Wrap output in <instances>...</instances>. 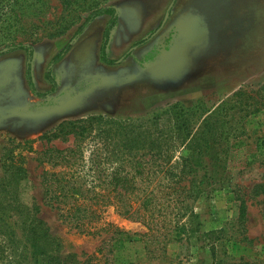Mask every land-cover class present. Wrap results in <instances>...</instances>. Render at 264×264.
<instances>
[{
  "label": "rangeland",
  "instance_id": "1",
  "mask_svg": "<svg viewBox=\"0 0 264 264\" xmlns=\"http://www.w3.org/2000/svg\"><path fill=\"white\" fill-rule=\"evenodd\" d=\"M17 6L18 20L0 28V51L24 43L33 56L30 85L26 51L0 54V264H33V244L38 264H264V0H20ZM107 7L118 21L103 61L109 15L76 32L91 12ZM51 81L56 88L49 93ZM175 103L193 109L194 131L215 109L220 158L216 190L186 204L182 221L192 223L182 240L159 249L162 239L150 243L142 222L111 205L96 229L110 223L130 239L82 234L43 205L42 175L61 168L41 153L74 143L72 135L46 138L61 124L84 120L85 154L100 148L112 157L111 167L128 143L124 133L147 135L140 145L149 152L137 158L151 165L157 130L145 119ZM170 125L165 116L159 129ZM162 143L171 161L196 157L183 141ZM144 175L150 184L157 180L150 170ZM33 205L38 210L28 213L39 222L29 234L17 222L19 210Z\"/></svg>",
  "mask_w": 264,
  "mask_h": 264
},
{
  "label": "trees",
  "instance_id": "2",
  "mask_svg": "<svg viewBox=\"0 0 264 264\" xmlns=\"http://www.w3.org/2000/svg\"><path fill=\"white\" fill-rule=\"evenodd\" d=\"M19 1L0 0V21H2L0 28L4 27L5 21L18 20L20 6L16 8L15 6L19 4ZM27 1L24 0V3ZM34 1L38 3L44 0ZM69 1L65 0L67 3ZM104 14L110 17L103 30L100 47L101 59L106 61L105 49L109 34L118 21L114 8H101L91 12L78 27L76 34L81 33L95 17ZM17 49L27 53L26 76L31 85L32 46L24 43L11 44L0 51V54ZM63 52L56 55L53 61H58ZM51 83L53 87L49 93L56 88L54 81ZM192 112V108L175 103L145 119L157 130L155 139L149 143L154 146L152 157L155 161L151 165H146L147 163H144L141 157L137 158L139 152H143L141 156L149 152L144 145H140L144 144L145 139L147 140V135L138 137L132 133H124L123 138L127 139L128 143L125 146L123 144L124 147L117 151L114 160L116 165L111 167L113 159L105 155L102 149L95 148L88 155L85 154L86 150L82 141L89 133L84 120L70 121L67 125L61 124L59 129L46 138L50 140L52 137L72 135L74 143L67 149L47 148L41 153L44 160L51 163L53 168L55 166L61 168L59 171L44 172L42 175L43 205L56 210L64 222L82 234L100 235L106 231L111 232L114 239L118 241L129 240L128 233L110 223L96 229L95 225L102 221V209L111 205L119 215L142 222L148 230L144 236L149 237L147 240L150 243L162 239V246L160 245L162 248L159 249H163L165 241L182 240L181 236L187 235L192 223L186 224L182 221L187 202L208 197L219 185L216 176L220 158L215 151V125L211 121L215 109L201 121L195 131L190 126ZM165 116L170 119L171 127L167 131H162L160 123L164 121ZM164 138L174 142L183 141L184 148L187 152L195 154V159L181 157L179 162L171 161L170 149L166 150L168 154L164 153L162 143ZM3 169L8 168L3 166ZM149 170L157 177V180L151 183L153 185L150 184L151 179H144V174ZM237 200H240V217L244 219L245 200L239 196ZM38 208L37 205H33L30 210H19L22 217L17 223L27 227L29 234L33 232L35 234L34 223L39 221L31 217L28 211L36 212ZM0 220L2 221L3 218ZM32 248L33 264H38L37 256L40 252L37 251L35 244Z\"/></svg>",
  "mask_w": 264,
  "mask_h": 264
},
{
  "label": "water",
  "instance_id": "3",
  "mask_svg": "<svg viewBox=\"0 0 264 264\" xmlns=\"http://www.w3.org/2000/svg\"><path fill=\"white\" fill-rule=\"evenodd\" d=\"M169 8H170V6H169ZM168 15V13H166V16Z\"/></svg>",
  "mask_w": 264,
  "mask_h": 264
}]
</instances>
